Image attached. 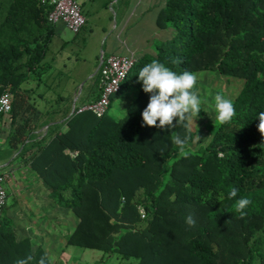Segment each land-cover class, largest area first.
Returning <instances> with one entry per match:
<instances>
[{"label": "trees", "instance_id": "trees-1", "mask_svg": "<svg viewBox=\"0 0 264 264\" xmlns=\"http://www.w3.org/2000/svg\"><path fill=\"white\" fill-rule=\"evenodd\" d=\"M51 9L41 0H0V97L12 95L8 145L15 151L24 145L19 157L37 148L25 161L79 219L67 246L126 264H264V136L257 119L264 112V0H167L157 23L173 34L129 72L116 95L135 90L124 114L74 112L39 140L30 101L35 89L26 83L54 31ZM153 60L178 74L214 70L227 82L243 79L231 98V123L216 121L203 144L192 121L166 131L142 126L150 94L138 73ZM193 90L198 93V80ZM174 137L186 141L183 153ZM232 188L238 196L229 199ZM241 197L252 201L243 218L235 210ZM6 207L0 264H39L41 258L52 264L41 245L19 239ZM189 216L195 226L186 223Z\"/></svg>", "mask_w": 264, "mask_h": 264}, {"label": "crops", "instance_id": "crops-1", "mask_svg": "<svg viewBox=\"0 0 264 264\" xmlns=\"http://www.w3.org/2000/svg\"><path fill=\"white\" fill-rule=\"evenodd\" d=\"M166 1L81 0L78 2L86 24L78 34L62 23L54 26L44 52L31 70L33 77L26 83V87L35 89L30 94V101L38 111L35 120L41 126L35 134L39 140L52 125L68 120L74 107L99 96L98 75L90 77L104 56L116 53L141 58L155 53L157 41L171 38L173 29L160 28L157 23ZM97 2H101L100 6H95ZM102 17L105 20L97 30L96 19ZM95 36L103 45L102 51L92 57L87 52ZM119 97L114 96L113 100ZM113 100L110 115L113 114ZM12 129L10 113L1 115L0 175L8 176L5 181L8 192L6 214L15 224L19 239L29 237L34 248L41 245L51 263L58 264L79 219L71 208L60 206L51 197V190L25 161L37 148L32 147L23 157L19 156L24 145L17 151L10 148L8 137ZM66 129L65 125L62 130Z\"/></svg>", "mask_w": 264, "mask_h": 264}, {"label": "clouds", "instance_id": "clouds-1", "mask_svg": "<svg viewBox=\"0 0 264 264\" xmlns=\"http://www.w3.org/2000/svg\"><path fill=\"white\" fill-rule=\"evenodd\" d=\"M172 62L178 64L181 61L175 59ZM138 78L139 82H142L143 91L150 94L147 107L142 112V126L157 127L166 131L179 123L191 121L193 117H199L202 108L201 100L193 90L197 84L195 73L185 70L178 74L164 63L153 60L140 69ZM214 106L216 120L221 125L231 123L236 114L233 101L217 93L214 96ZM257 119L258 130L261 136H264V112H260ZM185 142L179 137H174V143L179 146L181 153L185 150ZM237 196V188H232L228 193L229 199ZM251 203L246 197L236 200L235 210L240 214V218L246 216L245 210ZM186 223L195 226L196 221L189 216ZM17 264H26V261L20 260ZM39 264H45V259L41 258Z\"/></svg>", "mask_w": 264, "mask_h": 264}, {"label": "built area", "instance_id": "built-area-1", "mask_svg": "<svg viewBox=\"0 0 264 264\" xmlns=\"http://www.w3.org/2000/svg\"><path fill=\"white\" fill-rule=\"evenodd\" d=\"M41 2L52 7L48 20L54 26L62 23L75 34H78L85 26L86 17L77 0H41ZM137 59L135 55L116 53L104 56L98 73L99 96L94 100L77 105L75 112H91L98 117L106 115L110 111L113 97L121 91L123 82ZM11 110L12 95L5 92L0 97V116L10 113ZM7 178L6 174L0 175V216L3 215L8 201V192L5 187ZM139 209L141 214L146 216L144 207L139 206Z\"/></svg>", "mask_w": 264, "mask_h": 264}, {"label": "rangeland", "instance_id": "rangeland-1", "mask_svg": "<svg viewBox=\"0 0 264 264\" xmlns=\"http://www.w3.org/2000/svg\"><path fill=\"white\" fill-rule=\"evenodd\" d=\"M81 2V0H78ZM101 2L95 3V6H100ZM98 24L96 29L100 30L101 23L105 18L96 19ZM89 51L87 55L96 56L98 52L102 51V44L97 36L94 37L93 41L89 43ZM100 50V51H99ZM199 82L198 96L201 100V112L199 117L192 118V126L198 133L200 144L208 142L211 136V132L214 131V124L216 120V112L214 106V96L217 93L224 95L226 98H232L233 95L238 92L239 87L242 85L243 79H234L227 82L225 77L221 76L214 70L202 71L196 74ZM135 96V90L128 92L113 101V113L115 118L121 117L125 110L127 103ZM112 114V115H113ZM200 144H193L194 148H198ZM77 217V216H75ZM75 229V228H74ZM73 229V230H74ZM64 253L60 254L58 264H126L125 261L118 256L107 257L102 251L93 250L88 248H82L77 246H68L64 249Z\"/></svg>", "mask_w": 264, "mask_h": 264}, {"label": "water", "instance_id": "water-1", "mask_svg": "<svg viewBox=\"0 0 264 264\" xmlns=\"http://www.w3.org/2000/svg\"><path fill=\"white\" fill-rule=\"evenodd\" d=\"M102 60H103V59H102ZM102 60H101V62H100V65L98 66V68L96 69V71L91 75L90 78H93V77H95V76L98 74L99 69H100L101 64H102ZM84 84H85V82H83V83L81 84V86H80V90H82ZM74 112H75V107H74V109H73V113H74ZM73 113H72V114H73Z\"/></svg>", "mask_w": 264, "mask_h": 264}]
</instances>
